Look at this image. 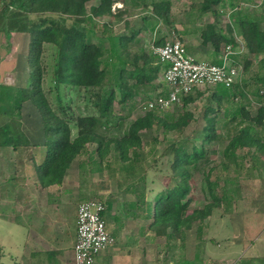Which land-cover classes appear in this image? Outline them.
<instances>
[{
    "label": "rangeland",
    "instance_id": "obj_1",
    "mask_svg": "<svg viewBox=\"0 0 264 264\" xmlns=\"http://www.w3.org/2000/svg\"><path fill=\"white\" fill-rule=\"evenodd\" d=\"M158 1L152 0L153 3ZM168 1L170 5L169 24L161 18L158 20L153 13L152 5L145 0H112L110 14L92 16L94 26L90 25L89 28L93 29L94 36L91 35L87 40L91 44L101 45L103 51L109 52L110 41L104 40L101 42V38L115 37L117 39L129 36L133 31H138L133 43L127 45L128 50L126 49L123 54H120L119 58V62L126 64L118 65V67L125 66V69H132L136 65L141 66L149 63L152 54L148 47L149 43L153 41L156 26L158 28L156 35L165 36L173 31L182 39V42L185 40V36L188 42L185 41V46L192 49L191 51L199 53V60L204 59L214 62L218 61L219 48L215 52L214 47L203 45L198 38L200 31L208 23L213 24L216 32L224 35L227 27H229L228 16L232 15V18L236 21L240 18H247L249 21L258 22L260 28L264 30V0H259V2L258 0H242L243 2L241 0H222L223 3L220 4V7H218L219 4L214 8L209 6L208 10L202 11L203 13L199 11L203 0ZM15 2L16 4L5 9L2 6L3 1H0V33L2 34V31H4V33L9 34V37L5 40V46L8 45L11 32L22 36L29 28L27 15L19 10L22 0H16ZM91 7H98L100 13L102 11L98 0H89L86 3L87 12ZM212 11H215L216 14H213ZM50 17V19L59 20L61 25L63 24L66 27L76 24L70 18H61L54 15ZM42 18L43 16H30L29 21L34 24ZM236 21H233L231 26L233 25L234 28L232 29L238 32ZM173 22L177 23L178 28L173 26V30H171L169 25ZM182 25L183 27H181ZM85 26L88 27L87 24ZM181 29L184 34H182ZM18 40L23 42V38L18 37ZM135 45L142 50L141 58L137 52H134ZM200 45L202 46L200 47ZM107 52L106 59L109 56ZM263 57L264 54L258 56L248 54L245 46L242 54L237 56L233 65L242 69V79H246L257 71L258 62ZM57 58L58 50L56 47L41 43L39 51V65L41 68L40 79H38L39 89L50 112L57 118L64 120V123L70 129L71 138H74L77 135V127L73 117L97 115L94 106L97 99L95 96L97 89L57 85L53 76ZM246 59L251 61L248 74L247 70L246 73L243 72ZM105 64L107 65L105 67V77L102 81L103 97H100L104 100L107 92L114 91V99H112L110 106L111 125L107 129L100 127L97 130V133L101 136L103 157L101 158L98 155V144L88 143L73 160L72 165H70L71 168L69 167V172L74 173V177H71L72 181L75 180L73 183L74 188L79 186V193H81L78 199L82 201H100L105 205L107 213H109L107 209L109 204L115 206V211L120 214L127 212L129 220L126 221L128 223H124L127 225V231L143 232L144 236L150 238L157 260L159 258L164 259L165 256V258L176 256L178 252L175 245L177 243L179 245L180 241H185L184 247L186 248L189 244V239L186 240L185 236L189 230H184L179 234V236L184 235L183 238L176 236L174 231H169L170 237L155 235L148 229V224L152 222V218L149 217V220L145 218L148 213L145 207L149 204V214L151 215L155 210L157 199L167 196L176 186L188 187L186 199L189 202L185 212L186 215L214 203L210 215L202 222L193 224L189 232V234H193L194 238H197V229L202 233L200 248L203 254L205 253L204 249L209 246V238L213 237L212 239L216 241V245L220 243L219 238H225L230 234L228 230L230 221L237 218H241L244 222L242 225L252 229V233L255 235L257 226L255 221H259V213L264 209V155L257 152L255 147L250 149L238 148L233 154L226 150L229 140L240 129L238 125L240 115H237L234 122H232L233 112L231 107L228 106L229 104L223 101L218 106L214 100L212 90L204 89L186 107L174 109L170 112L164 111L166 113L165 118L170 123L177 121L178 117L184 113L192 115L191 119L187 120V125L180 132L175 133L176 130L165 132L156 125L140 131L138 133L140 138L139 148L130 149L125 158L122 159L114 149L113 140H120L127 126L136 118L143 116L146 108L143 109L129 101L124 104L119 102L120 96L115 87L116 76L113 73L111 62ZM254 85L252 84L250 89L246 90V94L248 93L247 99H238L239 104L237 103L238 105H245V109L249 111L250 116L256 115L260 107L264 106V101L259 103L253 96L256 89ZM257 87L260 89V94L264 93V89L260 88L259 85ZM149 93L147 96L137 97L136 99L145 102L154 97V93ZM214 95L219 94L215 93ZM208 108L213 109V112L208 116V118L214 119L215 138L212 142L203 141L204 134L201 136L203 123L205 122L202 115ZM234 109L237 110L236 107ZM36 113L37 116L34 113L35 121L32 124H30L33 119L31 114L29 113V116L25 114L26 118L28 117V124L32 126L31 128L28 127V124H25L26 121L23 119L25 129L34 134L38 132L40 127L38 126L40 125V117L38 112ZM120 118L122 121H120ZM242 124V127L248 125L249 121H244ZM253 127L256 128L255 125ZM255 134L257 140L264 139V127L257 128ZM173 146L187 153H191L192 146H197L203 148L206 153L204 158L199 159L196 164H189L184 169L181 167L183 159L181 158L178 161L174 159ZM22 150L23 152L20 153H24L25 157L23 161L28 162L29 159H26V153L29 152L30 155L33 153L34 157H38L35 158L37 160L36 164L39 163L38 159L40 158L37 155L45 152L44 148L40 151L38 149ZM17 162L20 164L22 160L18 159ZM176 169L183 170V176L175 180L173 175ZM23 178L28 179L29 177L25 175ZM208 183L211 184L210 186H212L216 198L219 199L218 202L217 199L214 201L210 198ZM74 191L76 192V190ZM58 202L61 201L58 200ZM112 211H114L113 208ZM170 240L173 241V244ZM169 242L171 246L166 244ZM196 243L195 240L194 245ZM210 246L214 247L213 244H210ZM212 249H209L208 252H211Z\"/></svg>",
    "mask_w": 264,
    "mask_h": 264
},
{
    "label": "trees",
    "instance_id": "obj_2",
    "mask_svg": "<svg viewBox=\"0 0 264 264\" xmlns=\"http://www.w3.org/2000/svg\"><path fill=\"white\" fill-rule=\"evenodd\" d=\"M3 1V7L7 9L13 4H16V0H0ZM89 0H22L19 10L27 15L28 29L25 33L29 35V45L27 54V84L21 90V100L30 101V103L36 108L41 121V127L43 132V144L31 145L26 137L19 130V124L15 129H11L10 123L5 125L3 129H0V136L4 138L2 144L10 146L14 151H22V149H38L39 151L45 149L44 154L40 156L39 163L37 158L31 157L29 160L34 164L36 175L40 181V185L48 187L51 185H59L62 179L69 169L73 160L80 154L88 143L98 144V155L102 158L103 153L101 150L100 134L97 130L100 127L105 129L111 125V113L110 106L112 99H114V91L107 92L105 99L101 98L102 95V81L105 75V67L110 63L113 68L115 77L116 92L120 96V103L124 104L129 101L134 105L137 104L141 108H145V102L137 100V97L147 96L149 92L154 93V96L158 94H165L167 88L162 83L156 82L158 72L160 70L159 65H153L152 57L147 65H136L132 69H125L118 65H125L121 63L120 54H123L127 45L133 43V40L138 35V31H133L131 35L124 37H111L101 38V42L104 40L110 41V51L106 59V52L103 51L101 45H95L88 42L87 39L92 35L94 36L93 29L89 26H94V20L92 16L108 15L110 14V5L112 0H98L102 9L101 13L98 7H91L89 12L86 9V3ZM148 4L152 5L153 13L156 17L161 18L165 23L169 24L170 19L169 1L159 0L157 3H153L152 0H145ZM240 1V0H239ZM221 0H203V4L200 6L199 11L208 10L209 6L213 7L218 5ZM212 13H216L212 11ZM58 16L61 18L73 19L72 24L69 27L61 25L59 20L50 19V16ZM30 16H43L41 20L32 24L29 21ZM232 16V15H231ZM50 17V18H49ZM233 19V18H232ZM62 21V20H61ZM236 21L235 19L232 20ZM231 22V24H232ZM238 27L237 34L240 35L244 41L248 51V54L258 56L264 54V30L260 28L258 22L249 21L247 18H240L236 21ZM85 24L88 25L85 26ZM233 26V25H232ZM106 28V26H104ZM234 28V27H233ZM213 25H206L204 29L200 31V39L203 45L210 44L214 47L215 52L218 50L221 43H231L232 27L229 26L226 29L224 35L215 31ZM5 35H8L5 32ZM182 40V39H181ZM41 43L51 44L58 50V60L56 63V69L53 73L54 79L57 85H65L75 88H95L97 92L96 102L94 106L96 108L97 115L92 116H74L75 125L77 127V135L71 138L70 129L63 119L57 118L53 115L45 101V98L40 92V86L38 79H40L41 68L39 65V51ZM161 44L162 40L155 42ZM136 49L134 52L141 58V48L134 46ZM117 50H119L117 52ZM128 50V49H127ZM149 57V56H148ZM103 58H105L103 60ZM251 61L246 59L244 61V73H249V66ZM36 81V82H35ZM255 84V90L253 96L259 101H264V93L260 94V88L264 89V57L258 62L257 71H255L251 77L242 79V84H235L230 88H226L222 85L217 86L213 91L214 100L217 105L220 106L225 101L228 106L231 107L233 115L232 122L235 117L240 115V122L238 125L240 129L235 133L226 147L228 152L233 154L238 148H256V151L261 155H264V139L257 140L256 130L257 128L264 127V106L260 107L259 112L256 115L250 116L248 110L245 109V105H238V99H247L251 85ZM115 89V88H114ZM219 95H214L215 93ZM150 94V93H149ZM200 92L190 94L182 99V107H186L195 100V97L200 95ZM212 96V97H213ZM136 100V101H135ZM144 102V103H143ZM238 103V104H237ZM237 108L235 110L234 108ZM239 107V108H238ZM182 109V108H181ZM213 112V109L208 108L202 115L205 119L203 123L204 134L203 141L212 142L214 136V119L208 118L209 114ZM165 112L145 110L144 115L138 117L130 123L120 140H113V146L115 151L119 153L122 159L125 158L127 152L130 149H137L140 146V138L138 133L140 131L151 128L153 125L161 127L165 132L175 131L180 132L187 125V120H190L192 115L184 113L180 115L177 121L170 123L165 118ZM249 121L248 125L242 127L244 121ZM120 121L122 119L120 118ZM121 124V122H120ZM253 125L256 126L253 127ZM175 161L180 160L181 167H187L189 164H196L199 159L204 158L205 150L198 148L197 146L191 147V153H187L184 150H179L173 146ZM184 168V169H185ZM174 179H179L183 176L181 169L174 170ZM209 184V183H208ZM211 184H209L210 186ZM188 187L176 186L167 196L159 197L156 202L154 212L149 214V204L145 207L147 210L146 220L149 217L152 218V222L148 224V229L155 235L168 236L169 231H174L176 236H179L184 230H190L193 224L202 222L211 213V208L214 207V203L208 204L206 208L197 209L186 215L188 207V200L186 199ZM209 196L212 200H216V195L212 186L209 188ZM217 202L219 199L216 200ZM217 204V203H216ZM110 204L107 205L109 210ZM207 209V210H206ZM105 210L101 213L104 219ZM182 235V234H181ZM181 235L179 236L180 238Z\"/></svg>",
    "mask_w": 264,
    "mask_h": 264
},
{
    "label": "crops",
    "instance_id": "obj_3",
    "mask_svg": "<svg viewBox=\"0 0 264 264\" xmlns=\"http://www.w3.org/2000/svg\"><path fill=\"white\" fill-rule=\"evenodd\" d=\"M222 3L221 0L218 7ZM157 19L160 20L158 17ZM228 20H233L232 16H228ZM169 26L171 30L173 26L178 28L176 22ZM181 31L184 34L182 29ZM178 33L181 34L179 31ZM233 33L240 37L236 31ZM199 36L200 34L198 38L201 41ZM8 37L9 34L5 35L4 31L0 33V129L10 123L13 130L19 124V130L31 145H42L41 121L35 134L26 130L23 125V119L26 125L29 123L26 115L29 116L30 113L33 117L37 114L30 101L21 100V90L26 86L28 77L29 35L24 33L20 36L11 32L8 45L5 46ZM18 37L23 38V42ZM184 38L187 42L185 36ZM207 47H211L210 44ZM191 50L186 46V51L199 59L200 54ZM152 59L155 61L154 57ZM34 121L35 117L30 124ZM28 127L32 126L28 124ZM3 140L0 136V264H73L77 207L82 202L78 199L81 194L79 186L74 188L75 180L72 181L71 178L74 173H70L68 169L60 185L43 187L37 175L35 176L34 164L30 160L24 162V153L2 144ZM31 157H34L33 153H26V159ZM18 159L22 160L20 164ZM25 175L29 178L24 179ZM108 211L109 213L105 211L104 221L115 243L101 252L94 264H264V209L259 213V221H255V235L252 229L242 225L244 222L241 218H237L230 221V234L219 238L220 243L216 245L213 237L209 238V246L204 249L203 254L200 248L202 233L197 229V238H194L189 230L185 234L186 240L189 239L187 248L184 247L185 241H180L179 245H175L178 252L176 256H165L159 260L155 258L156 252L150 238L144 236L143 232L127 231V225L124 224L129 220L127 212L120 214L115 211V206H110ZM170 242L173 244L172 240ZM170 242L166 244L171 246ZM209 249H212V253L208 252Z\"/></svg>",
    "mask_w": 264,
    "mask_h": 264
},
{
    "label": "built area",
    "instance_id": "obj_4",
    "mask_svg": "<svg viewBox=\"0 0 264 264\" xmlns=\"http://www.w3.org/2000/svg\"><path fill=\"white\" fill-rule=\"evenodd\" d=\"M149 43L148 50L159 65L156 82L167 88L165 94H158L145 101L146 110L170 112L182 108V99L204 89L212 91L219 85L230 88L242 84V69L234 62L241 55L245 43L235 33L231 43H221L217 62L199 60L186 51L185 43L173 32L163 36L157 34ZM161 44H156L158 40ZM105 205L100 201H82L77 207L76 236L73 244V264H94L96 257L112 247L114 238L107 230L101 216Z\"/></svg>",
    "mask_w": 264,
    "mask_h": 264
},
{
    "label": "clouds",
    "instance_id": "obj_5",
    "mask_svg": "<svg viewBox=\"0 0 264 264\" xmlns=\"http://www.w3.org/2000/svg\"><path fill=\"white\" fill-rule=\"evenodd\" d=\"M229 14H231V13H229ZM229 16H230V15H229ZM231 22H232V20H231L230 22H228V23H229V26H231ZM231 27H232V26H231ZM232 28H233V27H232ZM156 29L158 30V28H156ZM156 29H155V30H156ZM155 30H154V31H155ZM234 31H235V30L232 29V33H233ZM232 33H231V34H232ZM240 37H241V36H240ZM231 38H232V37H231ZM242 39H243V38H242ZM184 41H185V40H184ZM184 41H183V42H184ZM243 41H244V39H243ZM184 43H185V42H184ZM244 43H245V41H244ZM245 46H246V45H245ZM154 59H155V58H154ZM197 59H198V58H197ZM158 73H160V70H159Z\"/></svg>",
    "mask_w": 264,
    "mask_h": 264
}]
</instances>
